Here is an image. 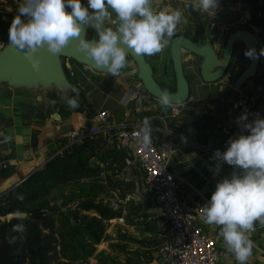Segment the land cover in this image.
<instances>
[{"label": "crops", "instance_id": "1", "mask_svg": "<svg viewBox=\"0 0 264 264\" xmlns=\"http://www.w3.org/2000/svg\"><path fill=\"white\" fill-rule=\"evenodd\" d=\"M150 6L153 12L162 10L154 1ZM251 19L250 16L247 24L252 23ZM251 23L250 28L255 32H250L258 38L256 31L262 32V24L260 22L256 27ZM182 28L185 32L178 31L180 28L177 27L179 34L166 38L167 43L159 53L142 55L162 93L177 95L171 43L176 37H183L191 44L190 48L182 47L181 64L190 91L188 102H193L195 108L184 110L179 117L172 116L170 105H163L146 92L140 81L138 63L130 55L118 76L95 68L89 60L79 61L71 56L72 53L80 54L72 43L55 56L46 49H40V54L44 53L46 59L39 62V71H27L17 80L10 74V66L15 63H8L9 75L0 74V171L8 170L10 176L0 181V197L7 196L57 156L78 153L88 145L119 149L105 132L98 129V115L107 113L112 130L117 126L144 128L147 119L148 135L157 147L164 146L170 152V171L179 180L181 195L191 207H202L210 198L216 182L233 171L226 164L222 165L219 173L209 170L215 165L211 159L214 151H224L227 140L241 134L236 123L240 114L233 111V101L238 97L249 103L264 101V64H259L255 78L239 87L238 80L249 68L250 59L244 55L248 50L246 45L236 42L224 74L218 81L208 83L202 76L203 69L210 64L212 56L216 63H211L214 67L208 75L213 77L217 74L227 43L216 40L201 20L195 31ZM81 36L94 41L96 29L85 25ZM18 55L14 53L12 59ZM68 98H76L78 106L70 108L66 103ZM96 160L97 157L93 162ZM125 160L137 168L130 159ZM139 173L141 188L145 190L143 175L141 171ZM152 208L154 218L160 219V207L156 204ZM196 222L213 241L218 253L217 264H237L219 235V226L203 223L200 214L196 216ZM159 226L158 235L148 232L151 245L149 242L141 244L139 256L128 260L130 264H171L164 252L170 244V234L161 224ZM162 229L167 233L165 237L161 234ZM247 236L253 247L246 264H264V224L254 222L253 230ZM154 243L161 246L154 247Z\"/></svg>", "mask_w": 264, "mask_h": 264}, {"label": "clouds", "instance_id": "2", "mask_svg": "<svg viewBox=\"0 0 264 264\" xmlns=\"http://www.w3.org/2000/svg\"><path fill=\"white\" fill-rule=\"evenodd\" d=\"M150 3L151 0H23L9 24L7 44L23 51L33 72L40 69L39 61L34 59L40 49L55 56L72 43L75 51L95 68L118 76L129 50L144 56L159 53L182 20L179 10L153 12ZM218 4L219 0H196L199 10L206 13L215 14ZM85 25L96 29L94 41L81 36ZM244 55L264 56V48L258 55L255 49L246 50ZM66 103L70 108L78 106L76 98H68ZM161 103L168 105L166 93ZM236 123L241 134L230 137L224 151H214L211 159L215 165L209 169L219 173L226 164L233 171L216 182L199 211L203 223L219 226V235L237 264H246L253 247L247 233L253 230L254 222L264 224V118L248 122L245 113ZM147 127L145 119V146L149 142Z\"/></svg>", "mask_w": 264, "mask_h": 264}, {"label": "rangeland", "instance_id": "3", "mask_svg": "<svg viewBox=\"0 0 264 264\" xmlns=\"http://www.w3.org/2000/svg\"><path fill=\"white\" fill-rule=\"evenodd\" d=\"M152 1L156 2L162 10L181 12L182 20L177 27L182 33L185 32L182 26L190 32L195 31L199 20L202 21L206 30L217 38L216 40L226 43L235 32L241 30L255 32L250 28L251 22L247 24L251 9L242 5L241 0H219L215 14L200 11L196 6V0ZM22 2L23 0H0V12L8 24L17 14V8ZM256 2L258 8L264 6V0H256ZM262 15L264 14L260 12L259 16ZM260 22L262 32H256L262 43L261 47H263L264 17L260 19ZM178 31L175 33L179 34ZM7 46V42L0 45V55ZM102 146L104 148L99 145L96 147L88 145L81 149H88L94 155L88 161V167L97 172L93 178L55 186L46 198L50 205L47 213L57 219L58 225H60L61 215L77 226L98 220L105 227L104 237L95 247V252L90 258L70 262L59 257V261L55 264H130L128 260L139 256L141 244L149 242L148 245H151L150 237H147L148 232L150 231L152 235L159 233L161 220L154 218L152 205L156 203L147 196L144 188H141L139 173L141 169L138 161L134 156L132 158L131 151L124 147L119 146L117 149L107 145ZM96 157L97 160L93 162ZM125 158L130 159L137 168L126 163ZM14 189L10 191V194ZM85 191L89 194L84 195ZM8 203L9 194L0 197V221L6 222L13 218L23 217L8 214ZM95 206L112 211L117 218L102 221L101 217L96 214ZM161 234H165V237L167 233L162 229ZM159 245V243H154V247ZM58 252L60 254V251ZM70 257L71 255L67 254V258Z\"/></svg>", "mask_w": 264, "mask_h": 264}, {"label": "trees", "instance_id": "4", "mask_svg": "<svg viewBox=\"0 0 264 264\" xmlns=\"http://www.w3.org/2000/svg\"><path fill=\"white\" fill-rule=\"evenodd\" d=\"M241 4L251 9V25L259 26L264 6L258 8L256 0H241ZM8 27L0 12V45L7 42ZM93 157L88 149L57 156L9 193L7 213L23 217L0 221V264H55L59 257L76 262L94 254L105 234L102 222L93 220L77 226L61 215L58 225L57 219L47 213L50 205L46 198L55 186L93 178L97 172L88 167ZM8 176V170L0 171V181ZM95 208L102 221L117 218L112 211ZM14 226L19 227L14 231ZM67 254L71 255L69 259Z\"/></svg>", "mask_w": 264, "mask_h": 264}, {"label": "built area", "instance_id": "5", "mask_svg": "<svg viewBox=\"0 0 264 264\" xmlns=\"http://www.w3.org/2000/svg\"><path fill=\"white\" fill-rule=\"evenodd\" d=\"M194 108L195 104L188 102L170 106L169 110L172 116L179 117L184 110ZM232 109L240 115L246 113L248 122L258 117L264 118L263 100L249 103L238 97L233 101ZM98 118V129L105 132L114 145L130 150L138 161L145 192L160 207L161 225L170 234V244L164 248V252L171 264H217L215 245L196 222L199 208L191 207L181 195L179 180L170 171L169 150L164 146L157 147L149 135V142L145 146L144 128L117 126L112 130L108 125L107 113L99 114Z\"/></svg>", "mask_w": 264, "mask_h": 264}, {"label": "water", "instance_id": "6", "mask_svg": "<svg viewBox=\"0 0 264 264\" xmlns=\"http://www.w3.org/2000/svg\"><path fill=\"white\" fill-rule=\"evenodd\" d=\"M236 42H243L247 49H255L257 55L259 54L258 49L260 47V41L258 38L251 33L250 31L241 30L238 32H235L232 34L228 42L226 44V49L222 57L221 65L219 68V71L215 76H209L208 73L210 70L214 67V65H211V63H216V59L214 57H210V60L208 63L209 65H206L203 69L202 76L204 80L208 83H214L218 81L221 76L226 71L231 56L233 52V48ZM264 43V42H263ZM182 47L190 48L191 44L188 40H186L183 37H176L172 43H171V49H172V55L174 60V68L177 76V83H178V94L177 95H167L170 106H176V105H182L188 102L190 97V91L188 84L184 78L183 70H182ZM264 48V46H263ZM74 58H76L79 61H88L86 57L83 56V54H70ZM130 55L133 57V59L138 63L139 67V77L140 81L143 84L144 89L146 92L155 97L156 99L161 101V97L164 93L158 88V86L155 84V82L152 79V72L150 68L147 66L145 61L142 59V55H137L129 50V52L126 54V57ZM82 59V60H81ZM249 68L242 74L240 79L238 80L239 87L245 85L248 81L252 80L256 77L259 70V64H264V56H259L258 58H249ZM262 62V63H261ZM89 63L94 66L91 61L89 60ZM95 67V66H94Z\"/></svg>", "mask_w": 264, "mask_h": 264}, {"label": "bare ground", "instance_id": "7", "mask_svg": "<svg viewBox=\"0 0 264 264\" xmlns=\"http://www.w3.org/2000/svg\"><path fill=\"white\" fill-rule=\"evenodd\" d=\"M261 48L263 47L260 46L258 52ZM14 53L15 55L19 53V55L16 56V58L12 59ZM34 59L38 60L39 62H42L46 59V56L44 53L43 55H41L40 52H38L35 54ZM8 63H15V65L11 64L10 66V68H12L10 74L14 77L15 80L19 79L18 77H21L25 72L32 71L28 60L25 59L24 53H21V51L17 52V49L11 45H8L5 48L4 52L0 55V74H3L4 76L8 74V71L10 70V68L9 70L7 69L9 67Z\"/></svg>", "mask_w": 264, "mask_h": 264}]
</instances>
